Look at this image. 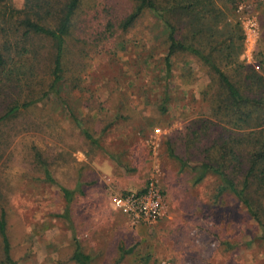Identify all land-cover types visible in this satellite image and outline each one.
Wrapping results in <instances>:
<instances>
[{"label": "rangeland", "instance_id": "374dc122", "mask_svg": "<svg viewBox=\"0 0 264 264\" xmlns=\"http://www.w3.org/2000/svg\"><path fill=\"white\" fill-rule=\"evenodd\" d=\"M52 1L58 8L66 0ZM210 2L207 13L175 16L177 37L206 53L246 96L264 98V0ZM36 5L42 1L0 2V116L30 102L0 121V209L12 264H77L76 243L90 264H264L260 224L200 167L220 166L241 187L257 129L238 122L208 65L177 51L167 71L166 35L154 14L142 11L123 26L135 0H81L64 44L63 78L52 88V41H23L10 23ZM253 116L264 128V113ZM150 176L167 212L132 224L109 198L142 189ZM62 187L72 191L69 202ZM250 194L264 221V182Z\"/></svg>", "mask_w": 264, "mask_h": 264}, {"label": "trees", "instance_id": "16d2710c", "mask_svg": "<svg viewBox=\"0 0 264 264\" xmlns=\"http://www.w3.org/2000/svg\"><path fill=\"white\" fill-rule=\"evenodd\" d=\"M2 0H0L1 2ZM42 5H36L30 7V12H25L21 16H17L15 20H11L17 30L21 32V39L25 41V38L31 35H41L49 38L54 47L53 68L51 71L52 83L51 87L54 88L63 78L62 76V56L64 52V44L66 37L70 31L73 15L81 0H66L63 4L59 3L58 8L52 0H41ZM137 7L128 15L123 22V26H130L134 20L142 13V11H149L154 14L155 18L161 23L167 42L166 54L164 56V64L167 71L171 66V57L177 51H187L197 57H199L209 69L217 76L223 89L225 90L227 100L230 108L234 109L238 122L244 123L247 127L257 128L254 134L255 139L252 144V150L249 158V166L245 170L242 177L241 187H238L233 177L230 174L224 172L220 166L211 165L209 163H201L200 167L203 170H211L217 174L220 178V184L218 186V193L229 191L241 202H243L249 209L252 216L258 221L261 226L260 238L264 243V221L259 214V207L251 204L250 189L254 184L262 186L264 182V128H261V123H255L254 112L261 111L264 113V98L256 99L254 97L246 96L239 90L238 86L230 80L225 72L217 66V64L203 51L193 46L191 43L185 44L177 37V22H175V16L177 14H191L197 15L207 13L205 8L211 5V0H135ZM1 12V11H0ZM23 12V11H21ZM3 15L5 13H2ZM1 15V14H0ZM44 17L53 19L54 23L48 25L42 22ZM6 24L7 20L2 21ZM8 40L6 39L5 42ZM5 44L0 43V70H5L6 57H5ZM254 78L259 80V83L263 82V78L258 73H254ZM30 102L23 103L21 105H12L7 112L0 116V121L13 115L20 107H26ZM257 121L261 120V116L256 117ZM260 127V128H259ZM87 136L90 135L86 132ZM169 155L177 158L172 149L169 148ZM262 162L263 166L257 168V164ZM47 179L50 182L52 178L46 171ZM203 174H200L195 181L201 180ZM61 191L66 202L71 199V190L62 187ZM258 193V190L256 191ZM0 247L2 250L1 264H12L13 261L10 255V243L6 232V218L4 210L0 209ZM126 252H122V255ZM120 256V258L122 257ZM77 264H90L91 257L84 253L78 243L75 244V249L71 257Z\"/></svg>", "mask_w": 264, "mask_h": 264}, {"label": "built area", "instance_id": "2783aa9c", "mask_svg": "<svg viewBox=\"0 0 264 264\" xmlns=\"http://www.w3.org/2000/svg\"><path fill=\"white\" fill-rule=\"evenodd\" d=\"M109 202L115 210L127 216L132 224L155 222L167 212L165 193L154 176L148 178L142 189L115 191Z\"/></svg>", "mask_w": 264, "mask_h": 264}]
</instances>
